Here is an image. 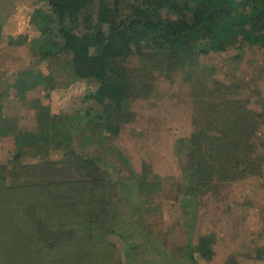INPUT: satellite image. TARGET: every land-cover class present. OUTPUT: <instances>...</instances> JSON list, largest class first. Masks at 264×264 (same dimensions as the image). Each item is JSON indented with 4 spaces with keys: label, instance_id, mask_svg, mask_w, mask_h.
Instances as JSON below:
<instances>
[{
    "label": "rangeland",
    "instance_id": "obj_1",
    "mask_svg": "<svg viewBox=\"0 0 264 264\" xmlns=\"http://www.w3.org/2000/svg\"><path fill=\"white\" fill-rule=\"evenodd\" d=\"M38 11L47 17L52 14L44 0H0V16L6 19L0 39L2 114L21 119L19 128L24 134L38 129L39 107L27 108L26 102L11 96L17 81L24 78L27 86L35 85L28 92L29 99L40 100L51 122L57 127L61 122L66 135V143L57 139L60 147L52 145L55 148L51 150L52 155L49 154L50 159L61 160L65 151L80 156L92 150L96 155L92 145L83 142L85 133L102 139L103 107L85 101L89 93L97 91L98 85L89 80L72 81L67 69L58 71L56 67L66 60L64 55L60 60L61 57L52 58L47 66L43 63V73L48 74L51 68L57 70L55 77L49 75V79H55L54 85L41 79L38 75L41 63L31 49V46L38 48L41 45L32 43L40 35L32 23ZM22 36H28L29 41L20 44V39L9 40ZM186 59H193L192 68L176 70L173 74L165 67L162 72L157 71L158 63L152 67L156 70L154 81L151 80L154 87L145 96L127 104L130 115L124 119L129 121L121 125L118 136L107 146V149L114 147L111 154L116 157L113 160L115 166L120 165V159L126 161L120 165L124 178H137L136 181V175L141 178L147 173L146 183L142 186L140 181H133L134 193L140 196L139 202L147 201L148 208L152 209L146 208V214H137L139 224L132 227L133 205L122 194V189L116 188L112 202L119 204L115 218L121 225L114 235L107 236L113 243L97 236L87 245L84 240L77 241L76 247L71 249L75 256L88 255L90 264H180L190 237L197 262L189 264H264V176L258 174L264 164V48L239 42L225 52L208 56L193 53ZM169 64L166 60V65ZM137 67L136 62L132 68ZM188 75L192 76L191 81L185 80ZM26 85L23 83L18 89ZM196 94L201 97L198 103ZM213 105V112L205 119L211 122V127L214 124L225 127L231 123L232 128L226 132L238 135L245 147V138L250 137L249 143L256 144L257 154L246 155L245 160L236 161L235 165L232 162L236 155L222 154L221 161L216 160L213 165L230 168L236 176L217 175L215 179L205 176L201 184L190 185L187 180L191 176L185 171L188 163L185 146L193 138L198 123L204 121L203 109L210 110ZM46 126L49 128V124ZM56 135L52 130L50 137ZM16 137L15 133L0 137V176L6 178V186L0 181V202L13 205L18 199L14 206L20 211L37 193L31 187L38 186L47 174L41 165L48 151L30 148L26 144L27 138ZM34 149L40 151L39 156ZM246 165H258L259 169L245 175L241 171ZM14 170H23L25 174L23 182L26 185L18 197L12 189L15 186ZM120 197L124 198L121 202ZM97 205L99 209L101 204ZM109 206H112L111 202ZM77 207L72 213L62 215L66 221L71 216L73 219L81 217L75 212ZM93 219H97L96 215ZM22 220L26 221L29 230L28 218ZM0 222L4 224L2 220ZM5 225H0L6 235L1 234V239L12 245L9 231L20 232L21 228L9 223ZM6 247L3 242L0 253ZM127 248L141 254H146L144 248L149 249V254L142 259L131 258ZM208 249L212 250V255L203 257L200 250ZM68 251L64 244L55 249L56 253Z\"/></svg>",
    "mask_w": 264,
    "mask_h": 264
},
{
    "label": "trees",
    "instance_id": "obj_2",
    "mask_svg": "<svg viewBox=\"0 0 264 264\" xmlns=\"http://www.w3.org/2000/svg\"><path fill=\"white\" fill-rule=\"evenodd\" d=\"M44 1L52 12L51 16H43L38 11L32 20L40 31L39 39L32 43L41 45L38 48L31 46L33 55L39 57L41 63L38 75L53 86L55 79H49V75L55 77L57 70L67 69L71 72L72 81L89 80L97 83V91L89 93L85 101H93L103 107L104 128L102 139L85 133L83 143L92 145L97 156L93 155L92 150L80 156L65 151L61 160H53L49 157L55 148L52 145L60 147L57 139L61 143H66L67 139L62 123L59 122L58 127L54 125L40 100L29 99L28 92L35 85L27 86L26 79L20 78L12 88L11 96L26 102L29 105L27 108L39 107V127L26 134L19 128L21 119L3 116L4 96L0 95V137L15 133L17 139L27 138L26 144L30 148L48 151L41 165V169L47 172L46 178L38 186L31 187L37 192L31 201H27L20 211L14 206L18 199L13 205L11 202H0V220L4 222H0V225L9 223L21 228L20 232L9 231L12 245H8L1 239V234L5 235L2 231L5 230L0 227V245L3 242L7 245L0 253V264H90L88 255L75 256L71 249L76 247L77 241L84 240L87 245L89 240L97 236L113 243L107 236L114 235L116 228L121 225L118 218H115L116 212L120 210L116 207L119 204L112 202L117 194L116 188L122 189V194L133 205L132 227L139 224L137 214L147 213L144 211L148 208V202L138 201L140 196L134 193L136 188L133 185L136 181H140V186L145 184L147 173L141 178L136 175V181L137 178H124L120 165L126 161L120 159V165L115 166L113 160L116 157L111 154L114 147L107 149L118 136L121 125L129 121L124 119L130 115L127 104L152 90L154 71L162 72L165 67L166 71L173 74L176 70L192 68L193 59L186 58L193 53L199 56L221 53L235 48L239 42L264 48V0ZM5 22L6 19L0 16V39ZM19 39L20 44L28 42L27 37ZM61 55L66 60L56 67L58 69L51 68L48 74L43 73L45 64ZM166 60L170 62L169 65H166ZM136 62L138 67L134 69L132 66ZM51 63L53 67V61ZM157 63L159 69H152ZM191 78L188 75L185 80L191 81ZM23 83L26 87L18 89ZM200 98L196 94L197 103ZM200 105L202 107L204 101ZM217 106L221 108L219 103ZM213 107L210 110L203 109L204 121L198 123L193 138L185 146L188 157L185 171L191 176L187 180L190 185L201 184L205 176L212 179L217 178V175L236 176L237 173L230 172V168L213 165L214 161L221 159L222 154L237 156L232 165L236 161L245 160L246 155L257 154L256 144L249 143L250 137L245 138V147L238 135L226 132L232 128L231 123L225 127L218 124L211 127V122L205 119L211 115ZM46 115L48 117L42 120ZM48 124L49 128L46 126ZM52 130L57 134L53 138L50 137ZM217 131L220 134H216ZM37 150L35 154L39 156L40 151L38 153ZM73 161L75 164H70ZM257 168L258 165H246L241 172L245 175L255 173ZM258 171V174L264 176V164ZM13 174L15 186L12 189L18 197L26 185L23 182L25 174L23 170H14ZM0 181L6 186V178L0 176ZM123 199L120 197L119 201ZM109 202L112 206H109ZM95 204H101V207L98 209L99 205ZM76 206L75 212L81 214V217L73 219L71 216L66 221L62 215L72 213ZM95 215L96 220L93 219ZM23 217L31 223L29 230ZM21 221L23 223L19 224ZM60 244H64L69 251L56 253L55 249ZM148 250L144 248L146 254H141L127 248V254L128 257L142 259V256L146 258L149 254ZM185 250L184 260L180 264L197 262L192 237L188 239ZM200 251L203 257L212 255L211 249Z\"/></svg>",
    "mask_w": 264,
    "mask_h": 264
},
{
    "label": "crops",
    "instance_id": "obj_3",
    "mask_svg": "<svg viewBox=\"0 0 264 264\" xmlns=\"http://www.w3.org/2000/svg\"><path fill=\"white\" fill-rule=\"evenodd\" d=\"M36 13H37V12H35V14H36ZM33 19H34V18H33ZM33 19H32V20H33ZM39 36H40V35H39ZM39 36H38V37H39ZM22 37H28V36H22ZM19 38H20V37H19ZM19 38H11V39L9 38V40L12 41V42H15V41L19 40ZM2 40H3V38H2ZM28 41H29V38H28ZM1 42H2V41H1Z\"/></svg>",
    "mask_w": 264,
    "mask_h": 264
}]
</instances>
